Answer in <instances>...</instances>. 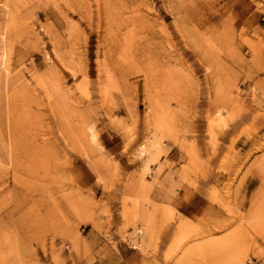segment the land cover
<instances>
[{"label": "rangeland", "instance_id": "1", "mask_svg": "<svg viewBox=\"0 0 264 264\" xmlns=\"http://www.w3.org/2000/svg\"><path fill=\"white\" fill-rule=\"evenodd\" d=\"M0 264H264V0H0Z\"/></svg>", "mask_w": 264, "mask_h": 264}, {"label": "bare ground", "instance_id": "2", "mask_svg": "<svg viewBox=\"0 0 264 264\" xmlns=\"http://www.w3.org/2000/svg\"><path fill=\"white\" fill-rule=\"evenodd\" d=\"M169 1L171 2V1H174V0H169ZM176 1H179V0H176ZM178 6H179V5H178ZM178 6H177V8H178Z\"/></svg>", "mask_w": 264, "mask_h": 264}]
</instances>
